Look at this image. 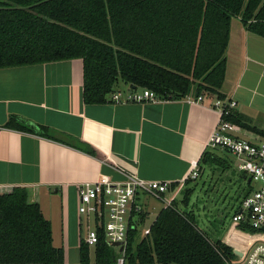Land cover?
<instances>
[{"label":"trees","instance_id":"obj_1","mask_svg":"<svg viewBox=\"0 0 264 264\" xmlns=\"http://www.w3.org/2000/svg\"><path fill=\"white\" fill-rule=\"evenodd\" d=\"M232 19L264 37V0H0V69L80 59L83 101L90 105L134 89L150 90L160 100L190 94L225 99ZM225 120L264 136L234 111ZM6 127L58 136L16 117ZM203 165L226 163L206 150L198 162ZM190 193L182 210L175 202L161 209L137 242V228L129 232L123 264H233L232 248L186 210ZM90 250L80 240L79 264H117L120 257L103 240L92 248L93 260ZM0 264H65L62 247L53 246L50 222L28 201L25 188L0 194Z\"/></svg>","mask_w":264,"mask_h":264},{"label":"crops","instance_id":"obj_2","mask_svg":"<svg viewBox=\"0 0 264 264\" xmlns=\"http://www.w3.org/2000/svg\"><path fill=\"white\" fill-rule=\"evenodd\" d=\"M225 58L221 89L225 99L236 102L233 111L241 123L264 132V37L249 32L239 19H232ZM195 98L190 94L143 104H115L109 99L90 105L83 101L80 59L0 69V194L25 188L28 201L38 204L50 222L52 238L57 226L65 264H79L77 186L100 177L112 182H123L127 176L167 182L170 189L162 195L163 205L154 208V221L174 199L173 190L186 188L180 184L206 151L207 139L218 123V114L207 102H188ZM10 117L51 129L58 136L49 139L7 128ZM234 125L242 139H264ZM215 155L225 160L226 170L245 178L248 188L249 180L237 170L236 160L217 149ZM212 168L216 167L203 165L199 177ZM147 198L145 193L135 198L146 219L151 216ZM217 222L203 230L236 253L237 229L230 226V218L227 223ZM139 224L141 214L137 227Z\"/></svg>","mask_w":264,"mask_h":264},{"label":"built area","instance_id":"obj_3","mask_svg":"<svg viewBox=\"0 0 264 264\" xmlns=\"http://www.w3.org/2000/svg\"><path fill=\"white\" fill-rule=\"evenodd\" d=\"M264 28V20L262 21ZM159 98L147 89L118 91L111 95L110 101L119 103H154ZM189 103L207 102L218 114V123L206 142V150L220 149L231 154L237 161L236 168L249 180L250 192L245 195L231 216L230 226L237 229V249L233 264H264V139L251 142L238 137L237 127L226 121L236 107L233 100L209 98L204 95ZM200 176L197 163L192 164L189 175L183 182L196 181ZM251 183L257 189H251ZM170 189L167 182H145L134 176H127L123 182H112L107 177H100L94 182H85L77 186L79 226L85 225V236L80 239L90 249L100 240L112 248V244L122 246L123 252L117 264H123L128 234L136 229L138 218L142 212L135 202L138 193H145L157 200H162ZM168 203L166 204L167 207ZM149 233V228L144 235ZM231 248V247H230Z\"/></svg>","mask_w":264,"mask_h":264},{"label":"rangeland","instance_id":"obj_4","mask_svg":"<svg viewBox=\"0 0 264 264\" xmlns=\"http://www.w3.org/2000/svg\"><path fill=\"white\" fill-rule=\"evenodd\" d=\"M138 90L140 91V89ZM245 139L250 140V138ZM217 150L226 154L227 157L235 159L231 154L220 149ZM234 165H237V161H234ZM245 181V178H241V175L235 172H230L219 166L215 169H208L196 182L190 184L187 188L179 189L177 192L176 190H173L172 193H174V199L169 201L167 206H172V203L175 202L182 210L184 205L181 203L185 198V192L191 191L186 210H190L194 213L200 228L208 230L210 225H213V223L218 224L217 221L219 220H223L226 223L228 222V219L231 218L232 210L237 208L241 199L249 193V190L245 186ZM250 187L251 189L256 190L258 186L255 183H251ZM166 195L168 196V194ZM166 195L165 197L168 198ZM147 200L148 207L151 209V216L146 219V214L141 213L142 224H139V227L136 226V242L143 237L144 231L148 229L149 225L152 223L154 218L153 215L156 211L154 208L157 209L163 205L160 200L150 196H148ZM142 201L143 198H141V202ZM80 230V239H83L85 236L84 224H82ZM223 233L224 231H221L220 235ZM53 246L61 247V234L58 232L57 226L53 227ZM113 250L116 254L120 255L118 249L113 248ZM74 253L75 255L77 254L76 251H71L72 255ZM90 257L93 260L92 249L90 250Z\"/></svg>","mask_w":264,"mask_h":264},{"label":"water","instance_id":"obj_5","mask_svg":"<svg viewBox=\"0 0 264 264\" xmlns=\"http://www.w3.org/2000/svg\"><path fill=\"white\" fill-rule=\"evenodd\" d=\"M111 246H112V248H116V247H119V244H112ZM119 252L120 253L123 252V247L122 246L119 248Z\"/></svg>","mask_w":264,"mask_h":264}]
</instances>
